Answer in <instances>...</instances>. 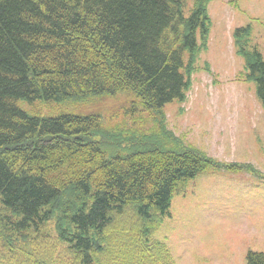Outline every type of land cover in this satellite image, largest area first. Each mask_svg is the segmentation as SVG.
<instances>
[{"label": "trees", "instance_id": "trees-1", "mask_svg": "<svg viewBox=\"0 0 264 264\" xmlns=\"http://www.w3.org/2000/svg\"><path fill=\"white\" fill-rule=\"evenodd\" d=\"M211 1L0 0V264H176L153 238L182 186L209 170L259 174L167 126L165 107L186 101L208 49ZM250 31L235 32L237 53L264 108ZM125 92L160 140L111 152L100 116L34 117L15 104Z\"/></svg>", "mask_w": 264, "mask_h": 264}, {"label": "rangeland", "instance_id": "rangeland-1", "mask_svg": "<svg viewBox=\"0 0 264 264\" xmlns=\"http://www.w3.org/2000/svg\"><path fill=\"white\" fill-rule=\"evenodd\" d=\"M209 14L208 49L186 101L165 107L167 126L183 144L221 162L248 164L259 174L209 170L185 183L153 239L168 246L176 264H247L250 252L264 253V108L257 85L244 81L235 32L250 27L245 46L264 55V0H212ZM15 104L34 117L100 116L111 150L162 137L152 132L149 111L132 92Z\"/></svg>", "mask_w": 264, "mask_h": 264}]
</instances>
